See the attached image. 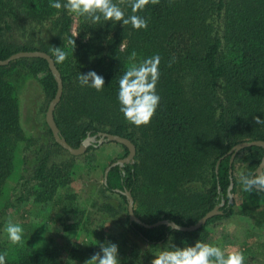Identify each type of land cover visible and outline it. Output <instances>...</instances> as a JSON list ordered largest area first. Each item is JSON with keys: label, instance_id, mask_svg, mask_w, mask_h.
I'll use <instances>...</instances> for the list:
<instances>
[{"label": "trees", "instance_id": "obj_1", "mask_svg": "<svg viewBox=\"0 0 264 264\" xmlns=\"http://www.w3.org/2000/svg\"><path fill=\"white\" fill-rule=\"evenodd\" d=\"M51 2L0 0V60L18 51L49 54L62 79L54 120L66 142L77 148L88 135L97 139L99 132L111 133L129 139L135 156L111 167L106 182L94 185L95 225L87 229L83 222L88 212L72 206L76 195L70 183L79 167L78 156L55 142L49 127L51 141L39 144L20 123L19 83L38 81L48 100L56 93L47 61L19 58L0 66V253H7V264H61L54 249L37 246L35 239L43 229L24 216L32 204L47 213L48 224L62 231L86 232V242L73 243L70 253V258L79 255L78 264L108 243L97 230L104 222L116 220L117 214L125 232L121 235L132 242L128 260L118 254L120 264L151 262L169 237L180 248L197 240L206 243L208 226L236 210L248 217L264 214V191L247 193L238 184L244 164V174H256L262 147L242 149L231 166L227 154L238 142L264 141V123L254 120H264V0H160L135 13L148 21L146 29L110 21L92 24L77 17L75 34L71 14L51 8ZM113 2L126 17L133 14L127 4ZM27 28L26 41L9 40L14 31ZM40 33L50 37L37 39ZM70 38L75 47L68 44ZM52 47L66 52L63 63L56 62ZM157 54L161 57L156 85L159 106L147 126L135 127L119 111V79L130 64ZM88 71L104 78L103 90L79 84V74ZM116 144L123 158L128 149ZM53 147L67 152L70 161H52ZM98 148L90 145L82 156L90 158ZM231 180L235 197L229 202ZM13 185L17 191L9 199ZM127 190L134 199L135 215L148 224L164 220L189 226L220 203L222 213L190 231H176L167 224L144 227L129 219L123 193ZM12 213H19L23 228V242L18 245L3 230Z\"/></svg>", "mask_w": 264, "mask_h": 264}, {"label": "rangeland", "instance_id": "obj_2", "mask_svg": "<svg viewBox=\"0 0 264 264\" xmlns=\"http://www.w3.org/2000/svg\"><path fill=\"white\" fill-rule=\"evenodd\" d=\"M71 16L73 19L72 32L75 34L77 17L74 14H71ZM29 32L30 28H27L25 31H14L8 38L10 41L24 42L27 40ZM48 37H50L48 33H40L37 39L45 40ZM36 41L38 40L35 39ZM18 96L20 100V123L25 134L33 137L34 142L39 144L41 141L49 143L51 136L47 132L48 126L45 122V113L50 100L47 99L41 85L34 79H27L19 83ZM97 148L98 150L90 158L82 156L83 154L78 156L75 163L79 167H77L74 178L70 183V187L76 195L72 206L88 212L84 214V219H86L83 222L87 229H91L95 225L94 218L96 212L92 205L96 200L91 195L94 192V185H99L103 182V167L107 166L112 159H118L123 155L121 146L113 142L104 143L97 146ZM67 154V152L53 147L50 159L52 161L64 160L69 162L70 158H68ZM240 170L241 172L245 170V164ZM239 181L238 177V184ZM15 190L17 191V186L13 185L9 199L14 198ZM232 197L235 196L232 195ZM18 214H10L7 217V224L11 222L21 225ZM24 216L26 217V221H35L43 229L35 239L38 247L50 246L58 254L61 264H78L77 256L79 255H74L70 258V253L74 249L73 243L81 242L84 244L86 242L85 231H62L59 226L48 224L47 213L41 212L39 205L32 204ZM256 217L242 215L236 210L230 217L216 220L208 226L210 234L206 243L218 246L226 252L231 250L241 251L245 257L244 264H264V214L256 215ZM87 219H89V222H86ZM114 221L104 222L98 227L97 231L104 235V238L108 242L115 243L118 246V254H122L123 258L128 260L132 242L129 241L128 237L125 239V236H123L125 232L118 224V214ZM6 226L3 228L5 236H7L5 231ZM109 237H117L118 241L112 242ZM136 241L141 244L139 239H136ZM144 264H150V262Z\"/></svg>", "mask_w": 264, "mask_h": 264}, {"label": "clouds", "instance_id": "obj_3", "mask_svg": "<svg viewBox=\"0 0 264 264\" xmlns=\"http://www.w3.org/2000/svg\"><path fill=\"white\" fill-rule=\"evenodd\" d=\"M160 0H120V4H127L132 11V15L126 17L122 8L113 0H53L50 7L60 10L65 9L68 13L76 17H84L92 24L103 22H120L122 26L131 25L134 30L146 29L148 21L136 15L138 11H143L149 3L159 4ZM78 33L75 35L77 36ZM87 38V37H86ZM68 44L75 47L74 39H69ZM51 51L56 62L63 63L67 59V54L61 47H52ZM136 53H131V58H135ZM161 57L157 54L144 59L139 64H130L128 69L119 79L118 101L119 111L126 121L135 127L147 126L155 115L159 106L160 96L157 94L156 85L159 81ZM169 66H171L169 64ZM77 80L81 86L94 88L96 91L103 90L104 78L95 71H88L86 74H79ZM257 124L264 123L259 117L254 118ZM258 170V171H257ZM256 170V174H239V179L243 185V191L251 193L264 191V162H261ZM174 230L179 231L180 226L175 225ZM7 237L13 245L23 242V228L19 224L9 222L5 228ZM161 246V249L154 255L150 264H244L245 257L239 250L225 251L218 246H212L197 240L193 246L177 247L171 242ZM7 253H0V264H7ZM84 264H120L118 259V246L115 243H104L100 245V250L94 253Z\"/></svg>", "mask_w": 264, "mask_h": 264}, {"label": "water", "instance_id": "obj_4", "mask_svg": "<svg viewBox=\"0 0 264 264\" xmlns=\"http://www.w3.org/2000/svg\"><path fill=\"white\" fill-rule=\"evenodd\" d=\"M19 58H42V59L46 60L47 64H48V68L50 69L52 75L54 76L57 88H56V93H55L54 97L50 100V102L48 104V107H47V110L45 113V122H46L47 126L49 127V129L51 130L52 137L55 140V142H57L63 149L67 150L73 156H80V155L84 154L90 145H96L97 144V146H99V145H102L104 143L116 142V143H120V144L124 145L125 147H127L128 154L126 156H124L123 158L117 159L116 161L112 162L110 165H108L106 167V169L104 171V175H103V183L106 182L107 175H108V172H109L111 167L116 166L117 164L122 165L124 163L131 162L134 159V156H135L134 144L129 139H127L125 137L115 135V134H111V133L99 132L98 133L99 138H97V139H95L94 136L88 135L81 142L79 147L74 148V147L70 146L66 142V140L61 136L59 128L56 125L55 120H54V109H55L56 105L58 104V102L61 98L63 85H62V79L60 76V72L58 71V69L54 63L53 58L49 54H47L43 51H39V50L18 51V52L11 54L6 59L0 60V66L8 65L11 61H14V60L19 59ZM249 146L262 147L263 155L261 157L260 163L264 162V141L263 140L241 141V142H238L235 145H233L231 147V149L227 152V154H230V159H229L230 166L232 165L236 154L239 151H241L242 149L249 147ZM260 163H259V165H260ZM259 165H258V167H259ZM230 172H231V169H230ZM232 186H233V182L231 180L230 186L228 189V194L230 197L229 202H232V194L230 192ZM123 193L127 197V211H128L129 219L131 221H135L136 223H138L144 227H153V226H157L160 224H167L172 229H174V226L177 225L174 222H167L164 220H159V221L152 223V224H148L146 222H143L134 213V199H133L130 191H128V190L123 191ZM220 206H222V203L216 205L213 209L208 211L195 224H192L189 226H180L179 225L180 230L190 231V230H194V229L199 228L201 225H204L209 218L213 217L214 215H218V214L222 213V211L220 210Z\"/></svg>", "mask_w": 264, "mask_h": 264}]
</instances>
